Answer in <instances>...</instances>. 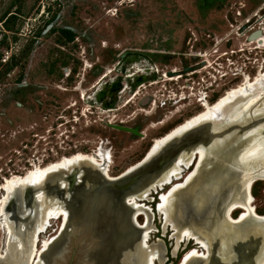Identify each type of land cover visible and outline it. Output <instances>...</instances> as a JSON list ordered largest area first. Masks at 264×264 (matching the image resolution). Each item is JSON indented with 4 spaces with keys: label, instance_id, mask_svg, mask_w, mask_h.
Masks as SVG:
<instances>
[{
    "label": "rangeland",
    "instance_id": "obj_1",
    "mask_svg": "<svg viewBox=\"0 0 264 264\" xmlns=\"http://www.w3.org/2000/svg\"><path fill=\"white\" fill-rule=\"evenodd\" d=\"M238 9L240 17L253 14L254 25L264 27V0H0V20L4 19L6 30L0 35V264H41L36 261L44 242L56 236L63 222V216L51 218L46 230L34 236L32 230L43 220L45 208L77 212L85 200L89 202L85 210L89 217L87 225L77 223L69 227L67 219L61 239L53 241L47 248L50 252L41 256L47 264H143L150 251L159 257L154 258V264H178L191 248L198 254L188 264L256 261L264 245V218L242 219L231 225L221 213L237 181L233 179V169H227L226 164L234 153L233 144L239 134L231 133L224 144L208 148L209 167L200 168L191 186L175 189L169 213L172 222L165 220L158 210L159 197L172 183L183 182L195 164L184 166L181 177L171 183L161 188L157 185L175 158L185 161L195 143L205 140L200 126L194 131H183L193 133L184 140L190 141L189 145L183 149L174 146L173 157L161 167L147 164L146 173L133 184L137 190L125 193L123 201L114 198L110 210L108 205V209L102 207L104 202L87 196L92 189L87 190L98 184L94 169L111 182L132 174L139 167L120 178H112L135 163L140 164L155 138L201 111L204 102L213 103L245 78L252 81L264 73V30L259 31L256 40L237 34L231 23H241V19L235 21ZM215 43L219 51L243 49L233 54L237 73L216 77L208 87L209 101L201 105L191 100L178 112L169 113L172 108L156 107L145 113L140 110V96H132L136 89L133 84L125 85L123 95L116 96L113 102L106 101V94L98 100L87 98L117 77L127 82L126 69L133 72L131 66H137L132 60L126 62L125 69L122 67L130 54H142L161 68L168 65L182 69L201 58H210L212 55L205 52ZM198 52L205 55H197ZM5 54L8 59L3 62ZM200 73L209 77L204 69L194 76ZM253 89L264 92V82L254 85L251 89L254 92ZM242 146L239 143L237 148ZM100 152H108L105 162L108 175L100 172L97 164L78 162L79 166L68 171L53 169L41 179L35 176L37 182L15 184L9 193L4 188L5 181L16 176L22 179L29 170L43 169L63 157L80 153L90 155L97 163ZM221 165L222 174L217 171ZM208 174L210 178L202 181L201 177ZM241 178L239 175L238 179ZM28 187L35 191H25ZM199 188L208 194L221 195L214 206L212 203L204 206L203 212L198 199H193ZM250 193L255 213L264 216V180L253 182ZM132 200L143 204L137 208L135 217L133 211L137 209L133 208ZM185 200L188 203L184 204ZM92 204L101 208L90 215L88 209H93ZM240 212L237 209L232 216L238 218ZM186 216L191 228L207 239L209 255L193 238L182 236ZM141 225H146L149 231L146 243L140 244ZM54 245L60 247L57 255Z\"/></svg>",
    "mask_w": 264,
    "mask_h": 264
},
{
    "label": "bare ground",
    "instance_id": "obj_2",
    "mask_svg": "<svg viewBox=\"0 0 264 264\" xmlns=\"http://www.w3.org/2000/svg\"><path fill=\"white\" fill-rule=\"evenodd\" d=\"M261 82H264V73H259L252 81L249 80L248 78H245V80L241 82L239 85L227 89L213 103L204 102L203 109L201 111L188 117L181 123L172 127L164 135L157 137L153 140L150 148L147 151V155L141 159V162L144 160H148L149 162L156 160V158L162 156L163 153L167 152L170 144H172V142L178 138H180V140H178L176 143L177 146L179 147V145L184 143L186 137L193 134V133L184 134L185 132L197 130L198 126L203 127L204 129L201 132V137L205 138V140L200 139L195 143L194 147L191 149L192 151L191 155L185 161L179 159L180 157L175 158L171 168L168 171H166V173L158 182L157 186L158 188H161L163 184H167L168 182L171 183L174 179H178L179 177H181V173L183 171L182 169L184 166L185 167L187 166L186 168H188L189 164L192 165L195 164L193 169L189 170L183 182L172 183L171 187L160 195L159 197L160 201L158 202L157 208L161 213L164 214L165 220L171 221L169 213L172 210L173 202L175 201V193H174L175 189H177L178 187L186 188L189 185L191 186V183H193L196 176H198L197 174L200 168L209 167L206 163L208 157L210 156L207 152L209 151L208 148L213 149V147L217 144H222V143L224 144L225 140L227 141V139H229L228 137L231 133L239 134V136L236 142L233 144L234 145L233 148L235 150L229 160L228 165L226 164V166L227 169H229V167L233 169L234 172L233 179H236L237 181L236 184L234 185L233 193L231 194L230 198L225 202L221 210L222 217L226 222L230 223L231 225L234 223L241 222L242 219L253 220L257 218H264V216L257 215V212L255 213L252 205V195L250 193V187L253 182L257 181L258 179L264 180V92L258 89H253L254 92L251 91L254 85L259 84ZM253 96H255V98L257 99H254ZM209 123L213 124V126L210 127L207 126V124ZM184 130L187 131L183 133ZM168 140L169 142H167ZM239 143H242L243 146L238 149L237 145ZM161 146L162 148H160ZM158 148L160 149L154 153V151ZM193 152H195V157H193ZM99 156L100 159L97 161V163H95L94 159L90 155H85L80 153L72 155L68 158L63 157L61 160L48 164L43 169L29 170L22 179L16 176L11 180L5 181L6 183L4 184V188H6L7 193H9L15 184H22L24 186L26 181L37 182L38 181L37 178L38 179L43 178L45 173L50 170L54 169L59 171L60 170L68 171L71 170L75 165L79 166L82 163L97 164L99 166L100 172H102L105 175H108L105 166V162H107L109 156L108 152L106 153L100 152ZM151 156L152 158L148 159ZM196 158L197 160L194 161ZM222 161L223 160H221V162ZM78 162L81 163L77 164ZM136 164L138 165L139 162L130 166L118 176L112 178L117 179L130 173V171L137 166ZM223 170H224V166L222 165L219 169H217V171H219V173L221 174L223 173ZM83 173H84V168L82 167L81 175ZM239 175H242L241 179H238ZM35 176L37 178H35ZM201 178L203 181L204 179L205 180L209 179L210 175L209 174L204 175ZM147 193L148 190L145 191L143 194H141L140 200H143V197ZM220 196L221 195L216 192L212 194L205 193L203 190H200L199 188V191H195L193 199L194 198L198 199L199 209H201V211L203 212L202 209H204V206H207L210 203H212V206H214V204L218 201ZM131 202L134 209H137L143 205L141 202L136 200H132ZM183 203L184 204L188 203V200H185ZM237 209H241V212L238 218H234L232 214ZM138 211H139L138 209L133 211L134 212L133 217H135L138 214ZM61 216H63L62 219L63 222L60 228L59 235L56 238L54 235L49 240H46L44 242L43 246L45 250L51 246L53 241H55L56 239H61V236L63 235V230L67 226L66 211L63 210L62 208H52V207L45 208L43 220L39 221L32 230V234L34 236L38 233L44 232L47 226L49 225V221L51 218H59ZM188 216H190V214ZM185 220H186L185 221L186 224L182 236L193 238L196 241V243H199L206 249L207 255H209L210 248L205 236H203L201 233L191 228V226L189 225L190 221L188 220L187 216L185 217ZM239 229L240 228H238V230ZM148 231L149 229L146 227V225H141L140 244L142 242L146 243V239H147L146 237L148 236ZM44 249L41 250L39 249L40 252L37 256L38 260L36 261V263L47 264L41 258ZM59 250L60 247L58 245H54L53 248L54 255H57ZM32 253L33 251H30L29 253V262L31 263L33 261ZM197 254L198 251L195 248L189 249L181 257V260L179 261L178 264H188L189 262H191L190 260L192 259V257ZM154 258L155 259L158 258L159 260L157 253L150 251V254L148 253L146 255L143 264H154L153 262ZM251 264H264V245L259 257L256 259L254 263L253 261H251Z\"/></svg>",
    "mask_w": 264,
    "mask_h": 264
},
{
    "label": "built area",
    "instance_id": "obj_3",
    "mask_svg": "<svg viewBox=\"0 0 264 264\" xmlns=\"http://www.w3.org/2000/svg\"><path fill=\"white\" fill-rule=\"evenodd\" d=\"M240 16L241 11L238 9L235 21L241 19V23L239 25L231 23L232 27H235L237 34H245L248 40H256L257 37H251L252 34L257 31H261L262 33L264 27L254 25L252 20L253 14L246 18ZM3 22L4 19L0 20V35L2 34L1 31L6 32L3 28ZM242 49L227 48L219 51L215 43L208 53L205 52L212 55L210 58H201L193 66L190 65L182 69L177 67L169 68L168 65H164V68H161L157 63L141 54L142 57L136 63L137 66H131L135 70L133 69V72H130L129 69H126L129 74L125 73L124 77L131 79L137 77L139 80L132 96H140L139 100L142 106L140 110L150 113L156 107H169L172 108L168 109L169 113H174L180 111L183 105L191 100L197 101L200 105L203 101H209L208 87L213 84L216 80L215 78L225 76L230 72L234 75L237 73L238 64L233 58V54ZM201 54V52H198L197 55ZM7 59V54L1 58L3 62H6ZM199 63L201 65L198 68L197 65ZM202 69L208 73V76L212 80H209V77L207 78L205 74L201 73L194 76L195 73H199ZM130 75L132 76L130 77ZM179 79H183V82L180 83ZM124 86L122 87V91L124 90ZM144 106H148V108L145 109Z\"/></svg>",
    "mask_w": 264,
    "mask_h": 264
},
{
    "label": "water",
    "instance_id": "obj_4",
    "mask_svg": "<svg viewBox=\"0 0 264 264\" xmlns=\"http://www.w3.org/2000/svg\"><path fill=\"white\" fill-rule=\"evenodd\" d=\"M260 33L259 31L255 32L252 34L251 37L255 38L256 35ZM120 78L117 77L115 80H113L112 84L110 85V87L106 90V89H103L101 88L100 90H94L92 95L88 96V100L90 101H93L94 100H98L100 99L101 97H103L107 92H111L115 89V87L118 85V82H119ZM139 82V80L137 79V77H135L134 79V83L133 85H136L137 83ZM206 125V124H205ZM207 126H213V124H207ZM180 140V138L174 140L172 142V144H170L169 148H168V153L165 154V156L163 158H159L157 159L156 161L154 162H149L148 160H144L142 161L139 165V168H137V170L135 172H133L132 174L120 179V180H116V181H108L106 180L102 175H100L99 171L95 170L94 168V171L96 172V179H98V184L97 186H94L93 188H89L87 191H90V193L88 192V197L90 199V195H92L95 199V201L97 200L98 202L102 201L105 203V205H102V207L107 208V205L109 206V210H110V203H112V200L114 198L116 199H121V201H123V196L125 195V193H128V192H133L137 189H133V184L136 183V181L143 175L146 173V170L144 169L146 167L147 164L149 163H152V164H155L157 167H161L164 163H166L168 160H170L173 155H172V151H173V148L174 146H177V141ZM189 142L188 140H186L184 143H182L181 145H179V147H176V148H179V149H183L185 148L187 145H189ZM136 166V167H138ZM135 167V168H136ZM127 182V183H126ZM123 183H126L125 186H122ZM75 184L72 185V189L74 188ZM72 189H69V190H72ZM29 191V190H33L35 191L34 189L32 188H26L25 191ZM68 190V191H69ZM42 190H40V194H42L41 192ZM35 195V193H34ZM92 197V199H93ZM11 198H12V195L9 196V200L6 204V206L8 207L10 202H11ZM26 200V199H25ZM93 201V200H92ZM88 200H85L84 204L81 206V208L75 212V210H71L69 209L68 210V213H67V218L68 219V223H69V227L71 225H74V224H77V223H81L82 225H87L86 221L88 220V215L86 213L85 210H87V203ZM99 205V204H98ZM92 206V210L91 208L88 209V212L90 215H93V212H97L101 207L99 205V207L97 208L96 206L94 207V204L91 205ZM85 211V212H84ZM10 213V216L12 217V219H14V214H13V211L9 212ZM61 228V227H60ZM59 232H60V229L58 230L55 238L59 235ZM54 238V239H55ZM50 249V248H49ZM49 249H44L43 252H44V255L49 253L50 250ZM44 255H43V258H44ZM46 260V258H45Z\"/></svg>",
    "mask_w": 264,
    "mask_h": 264
},
{
    "label": "flooded vegetation",
    "instance_id": "obj_5",
    "mask_svg": "<svg viewBox=\"0 0 264 264\" xmlns=\"http://www.w3.org/2000/svg\"><path fill=\"white\" fill-rule=\"evenodd\" d=\"M141 57H142L141 54H130L129 56L125 57V59L123 61L124 64L122 65V67H124V69H125L126 62H129V61H132V60H135V62H134L135 64L138 63L139 60L141 59ZM134 79H135V77H133V79L127 77V79H125V80H127V82L119 80L118 85L115 87V89L113 91H111V92H107L106 93V95H105L106 98L104 97L105 99H107L106 101L107 102H110V101L113 102V101H115V97L116 96L118 98H119V96L121 97V95H123L122 87L124 86V84L132 85L134 83ZM112 82H113V80L108 83V86L105 85V86H103L105 88H103V87L102 88L107 90L110 87V85L112 84ZM104 98H102L101 100H105Z\"/></svg>",
    "mask_w": 264,
    "mask_h": 264
}]
</instances>
